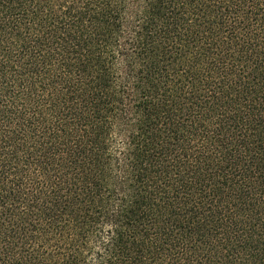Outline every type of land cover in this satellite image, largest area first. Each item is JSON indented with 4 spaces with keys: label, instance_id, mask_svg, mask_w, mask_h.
Segmentation results:
<instances>
[{
    "label": "trees",
    "instance_id": "trees-1",
    "mask_svg": "<svg viewBox=\"0 0 264 264\" xmlns=\"http://www.w3.org/2000/svg\"><path fill=\"white\" fill-rule=\"evenodd\" d=\"M0 264H264V0H0Z\"/></svg>",
    "mask_w": 264,
    "mask_h": 264
}]
</instances>
